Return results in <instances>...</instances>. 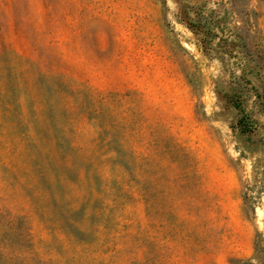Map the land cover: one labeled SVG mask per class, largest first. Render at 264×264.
<instances>
[{
	"label": "rangeland",
	"instance_id": "rangeland-1",
	"mask_svg": "<svg viewBox=\"0 0 264 264\" xmlns=\"http://www.w3.org/2000/svg\"><path fill=\"white\" fill-rule=\"evenodd\" d=\"M0 264H264V0H0Z\"/></svg>",
	"mask_w": 264,
	"mask_h": 264
},
{
	"label": "trees",
	"instance_id": "trees-1",
	"mask_svg": "<svg viewBox=\"0 0 264 264\" xmlns=\"http://www.w3.org/2000/svg\"><path fill=\"white\" fill-rule=\"evenodd\" d=\"M187 24H188L190 27H194V26H196L195 23L190 22V21H188ZM238 123H239V125H240V130H241V132H250V131L252 130V126H251L250 122H249V121H244V120H243V116L239 119Z\"/></svg>",
	"mask_w": 264,
	"mask_h": 264
}]
</instances>
